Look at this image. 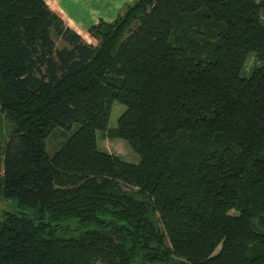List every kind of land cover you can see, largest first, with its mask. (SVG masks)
<instances>
[{"label": "trees", "instance_id": "trees-1", "mask_svg": "<svg viewBox=\"0 0 264 264\" xmlns=\"http://www.w3.org/2000/svg\"><path fill=\"white\" fill-rule=\"evenodd\" d=\"M47 1L0 0V196L36 210L3 215L0 264H264V0H135L96 44Z\"/></svg>", "mask_w": 264, "mask_h": 264}, {"label": "rangeland", "instance_id": "rangeland-1", "mask_svg": "<svg viewBox=\"0 0 264 264\" xmlns=\"http://www.w3.org/2000/svg\"><path fill=\"white\" fill-rule=\"evenodd\" d=\"M59 2H47L50 9L56 10L66 21V23L77 33H79L85 41L96 44L92 36L86 32L83 23L90 27L97 20H112L114 21L118 13L128 4L135 0H58ZM70 12V13H69ZM261 18L264 21V12L261 13ZM83 22V23H81ZM111 22V21H110ZM89 29V28H88ZM59 47L62 46L61 41L54 37ZM258 63L254 56L250 55L243 71L244 77H249L252 70ZM126 111V107L120 103H115L112 108L110 117L109 128L113 129L118 126V121L122 114ZM78 125L75 124L71 133L75 132ZM13 125L8 121L5 116L0 115V151L4 152L6 143L12 136ZM62 129H55L49 139L47 140V152L53 156L66 142V139L71 133L64 132ZM99 149L108 151L111 154L117 155L124 160L132 163H138L140 160L139 155L132 150V148L123 140L109 139L101 137L98 140ZM5 213L25 214L34 217L36 214L35 209L23 208L17 201L7 200L0 196V220H2ZM63 226H69L73 229L72 232L67 233V237H76L82 229H78L77 221H65ZM220 250V249H219Z\"/></svg>", "mask_w": 264, "mask_h": 264}, {"label": "crops", "instance_id": "crops-1", "mask_svg": "<svg viewBox=\"0 0 264 264\" xmlns=\"http://www.w3.org/2000/svg\"><path fill=\"white\" fill-rule=\"evenodd\" d=\"M49 2H54V3H56V2H59L58 0H55V1H52V0H48ZM47 1V2H48ZM52 11H54L55 13H57L63 20H64V18L58 13V12H56V10H54V9H51ZM70 13V12H69ZM105 21H107V22H112V20H107V19H104ZM64 22L66 23V21L64 20ZM99 22V20H97L96 22H94L93 24H97ZM81 23H83V22H81ZM67 24V23H66ZM68 25V24H67ZM83 25V27H84V29L86 30V32L87 33H89V31H88V26H86V24L85 23H83L82 24ZM69 26V25H68ZM70 27V26H69ZM71 28V27H70Z\"/></svg>", "mask_w": 264, "mask_h": 264}]
</instances>
